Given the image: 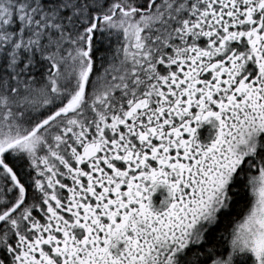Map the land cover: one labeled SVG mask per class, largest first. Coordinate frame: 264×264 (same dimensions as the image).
Returning <instances> with one entry per match:
<instances>
[{
    "label": "snow or ice",
    "instance_id": "1",
    "mask_svg": "<svg viewBox=\"0 0 264 264\" xmlns=\"http://www.w3.org/2000/svg\"><path fill=\"white\" fill-rule=\"evenodd\" d=\"M0 264H264V0H0Z\"/></svg>",
    "mask_w": 264,
    "mask_h": 264
},
{
    "label": "flooded vegetation",
    "instance_id": "2",
    "mask_svg": "<svg viewBox=\"0 0 264 264\" xmlns=\"http://www.w3.org/2000/svg\"><path fill=\"white\" fill-rule=\"evenodd\" d=\"M198 132L200 133L201 138H204L208 134V126L205 125L201 129H198ZM156 198L158 199L159 197L157 196Z\"/></svg>",
    "mask_w": 264,
    "mask_h": 264
}]
</instances>
